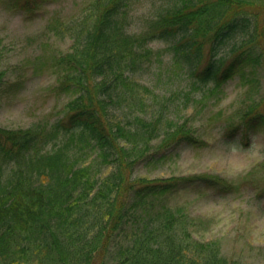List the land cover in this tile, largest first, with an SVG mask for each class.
Masks as SVG:
<instances>
[{
    "label": "trees",
    "instance_id": "obj_1",
    "mask_svg": "<svg viewBox=\"0 0 264 264\" xmlns=\"http://www.w3.org/2000/svg\"><path fill=\"white\" fill-rule=\"evenodd\" d=\"M162 1L135 33L132 0H92L88 13L60 24L68 49L37 55L51 62L56 90L73 98L52 123L0 127V264H242L221 255L216 241L195 239L202 222L169 204L188 188L217 192L218 178L150 179L134 169L200 145L187 117L180 120L189 101L200 104L204 93L216 95L235 75L250 81L245 69L263 67L264 50L256 47L264 0ZM15 3L30 13L39 0ZM156 41L169 43L172 65L187 79L168 96L142 80ZM4 55L0 48V101L12 91ZM258 105L226 124L240 133L237 145L264 127ZM74 148L96 152L97 161L80 163ZM262 179L257 192L264 195Z\"/></svg>",
    "mask_w": 264,
    "mask_h": 264
},
{
    "label": "rangeland",
    "instance_id": "obj_2",
    "mask_svg": "<svg viewBox=\"0 0 264 264\" xmlns=\"http://www.w3.org/2000/svg\"><path fill=\"white\" fill-rule=\"evenodd\" d=\"M16 1L0 0V48L5 53L1 67L6 72V81L12 84V91L0 101V127L7 129L27 128L41 121L52 123L63 117L73 94L56 90L57 77L51 62H39L37 55L66 51L70 39L63 35L60 24L88 13L92 2L39 0L38 7L29 13ZM163 5L162 0H132L130 31H142ZM56 24L60 26L58 31L54 28ZM168 45L163 41L149 44L153 50L152 64L142 77L157 94L167 96L183 86L185 89L187 82L181 70L176 73ZM228 49L226 46L220 53ZM256 49L264 50L263 33ZM245 71L250 73L246 78L250 81L254 78V82L235 75L219 93L213 96L204 93L200 104L190 100V106L180 113V120L186 117L189 120L190 128L202 142L200 145H183L161 161L139 163L134 175L150 179L199 175L218 178L217 192L188 188L171 196L169 204L181 208L197 223L202 222L198 231L192 233L195 239L216 241L221 255L228 259L242 264H264V195L257 192L264 177V127L237 145L240 133H228L226 126L228 122H238L249 105L257 103L260 112H264V65ZM152 145L155 151L157 142ZM73 152L78 159L81 157L80 163L97 161L96 152L87 148L81 151L74 148ZM109 170L110 167L104 169L101 175ZM116 249L115 246L112 252Z\"/></svg>",
    "mask_w": 264,
    "mask_h": 264
}]
</instances>
